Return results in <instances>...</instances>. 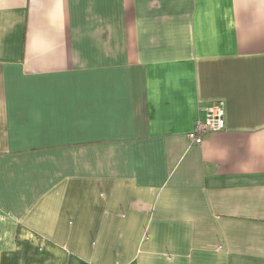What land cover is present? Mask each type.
<instances>
[{
  "label": "crops",
  "instance_id": "0c3cea01",
  "mask_svg": "<svg viewBox=\"0 0 264 264\" xmlns=\"http://www.w3.org/2000/svg\"><path fill=\"white\" fill-rule=\"evenodd\" d=\"M0 264H264V0H0Z\"/></svg>",
  "mask_w": 264,
  "mask_h": 264
},
{
  "label": "built area",
  "instance_id": "2783aa9c",
  "mask_svg": "<svg viewBox=\"0 0 264 264\" xmlns=\"http://www.w3.org/2000/svg\"><path fill=\"white\" fill-rule=\"evenodd\" d=\"M225 128V109L223 104L217 103L207 109L206 120L198 121L187 138L191 144L202 145L206 137L224 131Z\"/></svg>",
  "mask_w": 264,
  "mask_h": 264
}]
</instances>
